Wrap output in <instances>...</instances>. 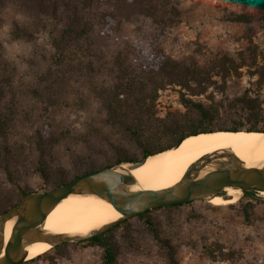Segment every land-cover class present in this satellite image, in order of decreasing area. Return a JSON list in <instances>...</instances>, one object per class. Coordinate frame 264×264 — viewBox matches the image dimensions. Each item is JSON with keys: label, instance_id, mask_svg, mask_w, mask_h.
Returning <instances> with one entry per match:
<instances>
[{"label": "rangeland", "instance_id": "obj_1", "mask_svg": "<svg viewBox=\"0 0 264 264\" xmlns=\"http://www.w3.org/2000/svg\"><path fill=\"white\" fill-rule=\"evenodd\" d=\"M173 1L179 9L174 25L160 32L149 21L122 24L119 38L144 44L151 51H161L178 60L191 58L200 66L214 63L232 69L222 76L214 68L210 74L214 83L200 93L172 85L159 90L156 114L161 118L169 113L181 114L182 118L186 109L180 103V95L184 94L215 105L219 111L216 124L227 125L235 118V111L225 112L220 105L245 94L258 104L262 115L259 126H264V0ZM2 4L0 52L16 67L12 89L21 94L19 104L26 113L25 117H15L11 140L22 141L25 133L31 134L36 128L43 134L63 132L51 154L53 164L58 163L70 173L75 168L83 169L88 156L102 160L111 153L113 144L102 139L106 135L101 123L104 113L87 93V78L69 79L64 91L56 94L59 103L45 107L29 90L37 85L34 73L43 67L38 61L40 56L51 52L49 27L34 34L33 41L12 39L9 32L13 23L21 25L26 18L15 5ZM107 42L110 49L115 44L112 40ZM86 123L97 130L93 139L96 152H90L82 142L70 141L73 135L76 138L86 132ZM169 142L164 139L153 146L165 147ZM115 144L124 154L140 159L139 146L124 134H116ZM28 146L33 149L34 144ZM0 180L6 182L2 174ZM20 184L40 189L42 180L30 169ZM222 197L228 198L227 193ZM247 203L250 205L244 213ZM145 217H149L151 227L133 216L127 219V225L112 232L116 264H264V194L245 196L240 192L234 201L222 204L196 199L151 209ZM101 254L98 246L66 241L59 250L51 246L40 257L35 258L38 254L20 264H50V259L53 264H101Z\"/></svg>", "mask_w": 264, "mask_h": 264}, {"label": "trees", "instance_id": "obj_2", "mask_svg": "<svg viewBox=\"0 0 264 264\" xmlns=\"http://www.w3.org/2000/svg\"><path fill=\"white\" fill-rule=\"evenodd\" d=\"M2 3L15 5L26 18L21 25L13 23L9 32L12 39L33 41L34 34L49 27L51 52L40 56L38 61L43 67L34 73L37 85L29 92L39 97L45 107H52L59 103L56 94L64 91L69 79L86 77L87 93L104 113L101 123L106 127V135L102 139L113 146L111 153L102 160L88 156L83 169L75 168L70 173L58 163L53 164L51 154L63 132L43 134L36 128L31 134L25 133L22 141L11 140L10 130L15 117H25L26 113L19 104L21 94L12 89L16 67L0 52V174L6 181L0 180V213L28 192L49 190L80 174L120 162L137 161L116 148V134H124L138 145L141 159L175 145L190 134L213 130L264 131V126H259L262 115L258 104L245 94L227 101L225 106L220 105L225 112L235 111V118L227 125L216 124L219 111L215 105L192 100L184 94L180 95V103L186 109L182 118L181 114L169 113L163 118L156 114L159 90L172 85L193 91V94L200 93L214 83L210 78L214 68H218L222 76L232 69L214 63L200 66L191 58L178 60L161 51H151L144 44L119 38L122 24L149 21L160 32L174 25L179 19V9L173 0H0V5H4ZM109 40L115 43L111 49L108 48ZM85 131L76 138L73 135L70 141L74 144L82 142L90 152H96L93 144L96 128L86 123ZM164 139L170 141L165 147L153 146ZM30 143L34 144L33 149L28 146ZM30 169L41 177L40 189H29L20 184ZM249 205L243 206L244 213ZM150 211L135 216L151 227L152 222L145 217ZM127 224L128 220H124L76 242L100 247L101 264H116L117 249L112 232ZM62 245L53 249L57 251ZM51 263H54L53 259H50Z\"/></svg>", "mask_w": 264, "mask_h": 264}, {"label": "water", "instance_id": "obj_3", "mask_svg": "<svg viewBox=\"0 0 264 264\" xmlns=\"http://www.w3.org/2000/svg\"><path fill=\"white\" fill-rule=\"evenodd\" d=\"M147 156L135 162H120L80 174L49 190H34L23 195L0 213V264H20L26 260L27 247L34 241L45 240L54 247L66 241L84 240L145 210L223 196L225 187L237 188L242 194H264L258 191L264 189V162L248 167L228 149L215 150L196 159L172 186L146 192L136 184L128 170L141 165ZM123 164H127L128 169ZM70 193L94 194L103 198L119 210L120 216L81 234L45 230L43 221L48 211ZM8 219L13 223L9 243L4 250V225Z\"/></svg>", "mask_w": 264, "mask_h": 264}, {"label": "bare ground", "instance_id": "obj_4", "mask_svg": "<svg viewBox=\"0 0 264 264\" xmlns=\"http://www.w3.org/2000/svg\"><path fill=\"white\" fill-rule=\"evenodd\" d=\"M228 149L238 156L246 166H259L264 162V131L259 130H213L199 132L183 138L173 145L147 156L144 162L129 169L136 184L146 192L164 189L175 184L186 168L206 153ZM128 169L127 164L122 165ZM228 198L212 196V204L234 201L240 190L225 187ZM264 193V189L258 190ZM120 212L112 204L94 194L70 193L56 203L47 213L43 228L52 233L81 234L92 228L114 220ZM12 219L4 225V250L12 228ZM51 244L45 240L30 243L26 259L47 251Z\"/></svg>", "mask_w": 264, "mask_h": 264}]
</instances>
